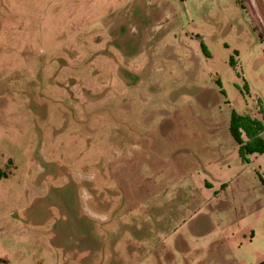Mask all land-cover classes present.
<instances>
[{
	"label": "rangeland",
	"instance_id": "1",
	"mask_svg": "<svg viewBox=\"0 0 264 264\" xmlns=\"http://www.w3.org/2000/svg\"><path fill=\"white\" fill-rule=\"evenodd\" d=\"M233 113L264 123V0H0V264L252 263Z\"/></svg>",
	"mask_w": 264,
	"mask_h": 264
},
{
	"label": "trees",
	"instance_id": "2",
	"mask_svg": "<svg viewBox=\"0 0 264 264\" xmlns=\"http://www.w3.org/2000/svg\"><path fill=\"white\" fill-rule=\"evenodd\" d=\"M228 129L235 139L238 152L245 155L249 152L264 150V123L247 114H231ZM243 132V137L240 136Z\"/></svg>",
	"mask_w": 264,
	"mask_h": 264
},
{
	"label": "crops",
	"instance_id": "3",
	"mask_svg": "<svg viewBox=\"0 0 264 264\" xmlns=\"http://www.w3.org/2000/svg\"><path fill=\"white\" fill-rule=\"evenodd\" d=\"M249 236H251L249 238H252V236H253V230L252 229H250ZM249 240H250V242L252 241V239H249ZM252 258H253V262L250 264H264V248H259L258 252L256 254H253Z\"/></svg>",
	"mask_w": 264,
	"mask_h": 264
}]
</instances>
